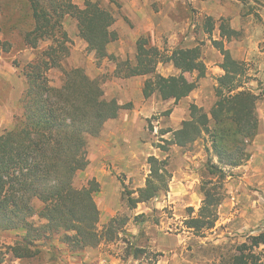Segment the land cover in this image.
Instances as JSON below:
<instances>
[{
  "label": "trees",
  "instance_id": "trees-1",
  "mask_svg": "<svg viewBox=\"0 0 264 264\" xmlns=\"http://www.w3.org/2000/svg\"><path fill=\"white\" fill-rule=\"evenodd\" d=\"M67 18L76 20L79 36L99 61L117 62L115 77H148L143 86L145 99L159 95L163 101L179 103L198 88V81L190 80L187 74L197 73L198 79L207 75L200 47L166 54L144 38L137 43L135 63L110 55L109 46L118 40L111 29L116 18L93 0H87L84 7L74 0H0V59L24 50L36 53L35 59L25 65L17 59L13 62L26 85L20 101L22 112L15 117L11 130L0 133V232L21 236L10 247L18 260L37 258L43 242L54 236L61 237V243L71 249L96 248L104 241H114L124 224L114 218L106 232H100L101 215L95 196L101 185L92 179L78 187L75 181L90 165L89 140L100 137L105 125L117 120L123 111H131L133 104L107 99L98 79L82 68L64 67L71 52V40L64 28ZM221 32L228 39L238 35L225 22ZM17 39L21 46L16 51ZM45 43L48 45L42 49ZM217 45L225 56L221 65L225 74L216 89L218 102L210 114L191 105L190 119L171 140L158 145L169 152L172 145L186 148L204 133L210 135L218 163L210 160L206 165L212 180L202 186L204 201L198 217L187 222L188 228L195 231L216 226L219 207L225 200L223 182L228 170L250 160L249 149L260 132L259 96L243 82L245 64ZM160 65H173L180 75L163 76L158 73ZM53 70L63 73L62 85L51 84L49 73ZM148 164L150 174L145 187L124 192L131 209L169 191L172 173L168 159L151 156ZM145 253V249L131 248L136 260ZM6 255L0 252V264ZM224 263L264 264V232L249 237Z\"/></svg>",
  "mask_w": 264,
  "mask_h": 264
},
{
  "label": "rangeland",
  "instance_id": "rangeland-1",
  "mask_svg": "<svg viewBox=\"0 0 264 264\" xmlns=\"http://www.w3.org/2000/svg\"><path fill=\"white\" fill-rule=\"evenodd\" d=\"M86 1L74 0L80 7H84ZM93 1L111 11L116 18L111 29L118 34V40L109 46L110 55L135 63L137 43L144 38L166 54L177 49L200 47L207 75L198 79L197 73L187 74L190 80L198 81V88L179 103L163 101L159 95L145 99L143 86L148 77H115L117 62L112 59L99 61L79 36L76 20L67 18L64 28L71 40V52L64 67L82 68L91 78L98 79L103 83L107 99H117L122 105L133 104L132 111H123L118 118L128 120L116 124L111 122L107 131L113 133L117 141L128 144L127 147L133 151L138 150L136 144L140 140V171L130 179L119 170V163L109 157H100L104 152V149L101 150L102 142L106 139L102 137L103 132L100 137L91 138L88 149L90 165L95 161L97 168L101 162L104 164L101 172L109 174V178L113 176L110 183L105 180L103 184L99 182L101 191L95 196L101 215L98 230L105 233L111 220L117 218L124 224L116 239L104 241L96 248L76 250L61 243V237L54 236L51 241L43 242L42 253L37 258L18 260L13 258L10 247L21 236L16 232H0V252L7 254L3 264H158L161 261L163 264H225L224 261L235 253L238 246L247 242L249 237L264 232V206H255V202L259 201L264 204L261 199L264 195L255 193L258 190L251 185L249 188L241 174L228 170V177L223 182L225 200L219 207L216 226L202 231L189 229L187 222L197 218L203 206L202 186L212 180L206 165L210 160L218 163L212 140L208 133H204L194 144L186 148L172 145L169 152L162 151L158 145L171 140L183 121L190 119L191 105H198L210 114L218 102L216 89L219 78L225 74L221 68L225 56L218 43L235 60L245 64L243 82L248 90L259 96V117L264 115V0ZM210 19L213 30L209 26ZM224 22L238 35L232 39L222 37L221 25ZM15 42L17 51L21 41L17 39ZM47 45L42 44L41 48ZM35 57L34 51L24 50L0 59V133L11 130L15 117L22 112L20 101L26 85L13 62L17 59L25 65ZM158 73L166 77L180 75L173 65H160ZM3 76L14 79L17 90L13 88L11 100L8 98L10 85L3 80ZM49 78L53 86L63 83V73L59 70L51 71ZM4 101H7V109ZM151 156L168 159L172 173L169 191L131 209L124 192H137L145 187ZM87 170L77 176L75 183L78 187L85 186L92 179L98 181V176L102 178L98 171L92 173V169ZM117 182L120 183L119 194L117 191L112 195V188L116 190L113 183ZM112 203L120 205L115 217L109 219L111 211L107 209L116 208L115 205L111 207ZM138 232L139 239L136 241L134 234ZM156 232L170 238L161 248L159 243L150 247L146 239ZM133 247L146 250L140 260L133 258Z\"/></svg>",
  "mask_w": 264,
  "mask_h": 264
},
{
  "label": "crops",
  "instance_id": "crops-1",
  "mask_svg": "<svg viewBox=\"0 0 264 264\" xmlns=\"http://www.w3.org/2000/svg\"><path fill=\"white\" fill-rule=\"evenodd\" d=\"M3 80L7 81L9 83V92H8V98L11 100L13 97V88L15 89V85L13 82V78H6V77H2ZM17 90V88L15 89ZM4 105L5 108L7 109V101H4ZM132 111V110H131ZM128 120L126 119H117V120H113L108 122L105 125L104 131H103V139L106 138L103 142H102V146H101V150L104 149V152L100 154V157H109L112 158L115 163H119V170L126 174L127 176L130 177V179L133 178V176L135 174H138V172L140 171V159H141V147H140V140L138 142L137 147L138 150L137 151H133L130 150L126 145V143H121L119 141H117L115 135L113 133H108L107 129H109V124L111 122H113V124L116 123H120L122 121ZM184 122V121H183ZM183 124V123H182ZM126 145V146H125ZM129 149V150H128ZM115 153V155H114ZM251 158L250 160L241 167H237L232 169L234 171V173L236 174H241L244 181L248 184L247 186L250 188L249 185H251L252 187L256 188L258 191H256L255 193L260 192V195H264V115H260V132L259 135L256 137L255 141L252 144V148H251ZM99 162L98 166L96 168V163L95 161L92 163V165H90V167L88 168L87 171H91L92 169V173L97 172L101 175L102 178H100L98 176V182L103 184V180L108 181L109 183L113 181V176L111 175L110 178L108 177L109 174L105 175L104 173H102V169H104V164ZM91 173V174H92ZM102 173V174H101ZM105 176V177H104ZM105 186V185H104ZM113 186L116 187L112 188L114 189V193H112V195H115V192L118 191L119 194V189H120V183H113ZM251 190V189H249ZM263 192V193H262ZM116 193V195H118ZM262 201L264 200L263 197H261ZM263 202H255V206H260V208L262 206H264V204L262 205ZM113 205H115L114 203L111 204V207H113ZM119 203L117 205H115V210L113 208H108L107 211H111L110 212V217L109 219H112L113 217H115V215L118 212L119 209ZM108 215V214H106ZM103 218V217H102ZM138 236H139V232L134 234V237L136 238L135 240L138 241ZM149 242V245L152 247L154 245V247L157 245V243L160 244V248L161 246L167 243V241H169L167 236H162L160 235V233L158 234L157 232L154 234V236L149 235L146 238ZM159 239V240H158ZM161 250V249H160ZM175 259V258H173ZM136 260V259H135ZM140 260V259H139ZM137 262V261H136ZM113 263V261H112ZM158 264H163V262H158Z\"/></svg>",
  "mask_w": 264,
  "mask_h": 264
}]
</instances>
